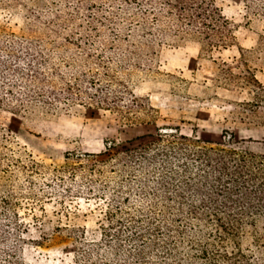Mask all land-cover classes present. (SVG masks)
Instances as JSON below:
<instances>
[{"label":"rangeland","instance_id":"obj_1","mask_svg":"<svg viewBox=\"0 0 264 264\" xmlns=\"http://www.w3.org/2000/svg\"><path fill=\"white\" fill-rule=\"evenodd\" d=\"M168 1L0 0V264H264V218L224 249L181 199L183 138L264 155V13L206 0L208 43Z\"/></svg>","mask_w":264,"mask_h":264},{"label":"trees","instance_id":"obj_2","mask_svg":"<svg viewBox=\"0 0 264 264\" xmlns=\"http://www.w3.org/2000/svg\"><path fill=\"white\" fill-rule=\"evenodd\" d=\"M249 2L264 13V0ZM166 8L167 15L175 19L179 30H195L208 43L219 34L221 17L206 0H170ZM32 62L36 63L37 59ZM183 140L186 141L182 145L186 156L197 159L202 169L198 190L191 191L199 207L195 208L189 200L190 193L188 198L187 195L181 197L183 206L188 208V218L194 216L192 218L199 222L210 218L218 230L221 248L226 249L227 242L236 238L243 226H251L264 218V155L239 150L231 137L214 145L198 140L191 144L186 138ZM222 261L225 264H258L240 250L230 256L224 254Z\"/></svg>","mask_w":264,"mask_h":264}]
</instances>
